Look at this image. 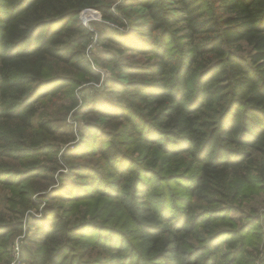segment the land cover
<instances>
[{
    "label": "trees",
    "instance_id": "1",
    "mask_svg": "<svg viewBox=\"0 0 264 264\" xmlns=\"http://www.w3.org/2000/svg\"><path fill=\"white\" fill-rule=\"evenodd\" d=\"M113 2L0 0V125L12 123L31 130L32 135L26 143L17 144L20 148L0 154L30 161L27 169L16 173L17 177L24 176L17 180L6 177L12 171L8 172L0 162V186L19 191L23 197L20 212L37 205L32 199L35 192L28 184L43 175H52L57 168L37 164L41 153H49L47 143L45 146L38 137L42 139L45 133L46 142L50 132L44 121L35 125V120L43 116L41 105L45 99H60L74 85L72 77L50 75L66 66L100 79L101 74L94 72L86 59L93 32L78 18L84 10L96 9L105 21L117 23L121 16L116 11L124 14L129 9L135 14L130 12L125 19L133 30L124 34L100 32L101 40L118 46L121 53L108 51L106 56L113 75L117 73L109 83L115 89L114 102H119L111 110L106 105L97 107L98 120L118 121V130L112 135L97 124L89 126L102 138L86 145L84 155L72 152L82 143L66 153V158L84 160L83 156H88L98 158L109 169L117 168L118 179L109 182L112 191L120 188L119 181L123 183L126 174L132 176L133 189L127 203L135 218L130 216L122 231L126 241L121 244L120 238L109 242L105 236L98 238L96 242L109 252L110 258L89 264H255L246 262V241L257 221L242 230L244 224L223 229L219 222L225 210L220 215L216 210L196 216L191 202L182 199L180 207L163 213L154 203L139 201L137 196H143L140 192L145 180L138 165L129 170L118 166L123 161L119 133L130 129L157 146L167 158L183 159L184 166L189 162L197 166L199 174L189 175L188 183L181 184L189 197L205 202L215 195L227 198L249 190L251 182L259 180L255 176L256 166L258 174L261 170L258 162H264V0H125L116 11L112 10ZM95 26L104 28L101 24ZM126 51L149 55L154 63L130 65L131 57L124 54ZM71 102L77 106L72 94ZM119 103L126 105L130 114L121 115L117 111ZM144 123L153 127L151 134L155 135L147 134ZM6 135L0 131L1 140ZM80 167H71V171H81ZM85 171L93 181L98 180L94 168ZM72 178L73 174L62 176L58 187H54V176L51 178V196H55L43 197L49 206L43 220L35 224L34 239L42 250L36 254L37 260L34 253L26 251L33 261L61 264L75 249L78 235L74 229L86 221H69L58 213L54 201L79 205L90 200V193L80 188L71 193L61 190ZM206 186L211 187L212 194L204 193ZM164 198L169 199L163 195ZM157 208L160 220L143 217L156 213ZM164 214L172 215L171 220ZM210 227L212 230L204 234ZM21 228L0 211V236H10ZM135 235L140 237V243ZM179 235L197 241L210 238L196 249Z\"/></svg>",
    "mask_w": 264,
    "mask_h": 264
},
{
    "label": "rangeland",
    "instance_id": "2",
    "mask_svg": "<svg viewBox=\"0 0 264 264\" xmlns=\"http://www.w3.org/2000/svg\"><path fill=\"white\" fill-rule=\"evenodd\" d=\"M112 10L116 11V7L120 3H124L125 0H112ZM121 16L120 22L113 23L105 21L102 14L96 9L84 10L78 20L91 32H93L92 40L86 50V59L91 64L90 67L97 74H101V78L95 80L94 77L86 76L85 74L75 72L71 68L66 66L59 67V72H53L50 76H68L73 78V87L67 89V94L63 95L60 99L52 100L47 98L42 102L41 113L43 116H38L35 120V125L40 121H44L50 134L47 135V141L45 142V133H42L43 142L49 151L43 152L38 157L37 164L39 166L53 167L57 169L52 175H43L40 178L31 181L28 184L29 189L35 193L32 195L33 202L37 205L32 209H27L23 213L20 205L22 204L23 197L16 189H7L0 186V211L8 218L15 221L16 224L21 225V231L11 234L10 236H0V264H42L38 259V254L42 248L35 242L36 221L43 220L45 217V208L49 206L48 201L43 199L44 196L53 198L51 192V186L53 181L51 178H55L57 184L54 187H58V181L62 176L73 174L71 183L62 187V191L80 188L85 192L90 193L91 197L88 202L82 204H70L68 201L58 202L54 200L57 206V211L61 216L69 218V221L74 220L76 224H80L83 221L86 223L79 225L74 230L78 235V242L75 244V249L63 258L61 264H89L92 261L101 262L110 258L109 252L102 249L99 242H96L98 238L107 237L109 240H118L123 244L126 235L122 231L126 230L129 222V217L133 220L135 215L133 213L132 206L128 205L127 199L131 195L133 189L132 176L130 174L125 175V181L121 183L119 181L120 188L115 191L109 186V182L117 180L118 171L117 168L109 169L108 166L98 158H88L83 156L84 160H77L76 158H66V153L81 143L83 146L75 149L74 154L84 155L86 152V145L92 144L93 139L97 140L102 138L100 134H97L95 130L90 129L89 126L98 125L102 131L114 135L119 127L118 121H99V108L101 105H106L107 110H111L116 107L119 102H114L115 89L109 82L114 81V75L111 70L112 65L108 63L106 56L108 51L112 53H121L118 46L109 43L107 40H101L100 32H112L113 34H124L133 30L130 23L126 22V14L130 12L135 14V11L127 9L124 14L116 11ZM90 13V14H89ZM88 14V15H87ZM93 14L94 16H91ZM87 18V19H86ZM124 20V21H123ZM126 22V23H125ZM101 24L104 28H98L95 25ZM125 24V25H124ZM181 26V25H180ZM179 26V27H180ZM119 31V32H114ZM114 36V35H113ZM150 38V37H147ZM110 46H107V45ZM248 50V49H247ZM131 57L128 62L131 64L151 65L154 63L149 55L142 56L137 52L132 53L126 51L124 53ZM134 66V65H132ZM71 90V94L77 99V106H74L71 102V94L68 91ZM120 104L117 109L121 115L130 114L128 107L124 104ZM148 126V135L151 134L152 128L149 123H144ZM0 131L7 134L4 139H0V154L3 152H11L20 148L17 144L26 143L29 137H31V130H24L19 126L12 123H6L0 125ZM146 134V136H147ZM120 150L122 152V160L119 161L118 166L125 168L126 170L135 169L137 165L142 178L145 180L142 184L143 196H137L139 201L147 200L152 202L155 206L159 207L163 213L173 210L176 207H180V200L187 199L191 202L192 212L194 215H204L207 212L212 214L217 210L218 215L223 210L226 214L222 217L220 227L235 228L244 224L241 228L244 229L247 224L251 222H258L253 229V233L249 234L247 238L248 255L247 263L255 262V264H264V162L259 161L260 174L256 166L255 176L259 180L252 181L249 186V190L239 195H230L227 198H221L218 195L213 196L209 201L201 200L199 197H189L182 185L187 184V177L197 176L199 174V168L193 167V163L189 162L184 166L185 160L179 158H173L172 160L164 156L162 150H159L157 146L151 144L148 140H142L140 136L130 129L119 133ZM148 137V136H147ZM162 135L159 136V139ZM87 141L85 142V140ZM152 140V139H149ZM45 148V149H46ZM43 149V150H45ZM11 150V151H10ZM46 154V155H45ZM0 162H3L8 168V172L12 171V175L6 177L13 178L15 180L22 179L24 176H16V173L27 169V165L30 161L19 160L18 157H3L0 156ZM57 162V163H56ZM81 164V165H80ZM29 166V165H28ZM81 171H71V167L76 169L81 168ZM92 167L96 170L99 178L93 181L88 177L86 168ZM142 168V169H141ZM19 169V170H17ZM143 175H146L144 177ZM49 180L41 178L46 177ZM185 178L176 179L171 181V177ZM170 180V181H169ZM193 180V179H192ZM156 184L154 185V183ZM182 182V183H179ZM182 184V185H181ZM123 186V188L121 187ZM125 186V187H124ZM166 186V187H165ZM85 187V188H84ZM96 187V189H94ZM84 188V189H83ZM130 188V190H129ZM211 187L206 186L204 188L205 194H212ZM78 190V189H77ZM40 191V192H39ZM47 191V192H45ZM43 192V193H42ZM72 191H70L71 193ZM136 193V191H133ZM145 193L148 195L144 196ZM73 194H77L73 192ZM85 194V193H84ZM111 194V195H109ZM168 196L169 199H162V196ZM81 196V195H80ZM78 197V196H76ZM116 197H120L119 200H115ZM158 198V199H157ZM13 204H11V203ZM176 202V205L174 204ZM160 214L158 208L156 213L144 214L143 217L149 220H160ZM164 217H169L171 220L172 215L164 214ZM255 220L253 221V219ZM68 220V219H66ZM212 227L204 230L206 234ZM184 241L189 242L194 247L202 248L204 242L209 240L210 236H205L201 241L193 240L179 235ZM136 241L141 242L140 237L135 235ZM128 244V243H127ZM170 244V241L166 243V247ZM128 246V245H125ZM27 252L34 253L36 260L33 261ZM64 252V249L60 253ZM66 254V253H65ZM45 254H42L43 256ZM257 259V261H256ZM35 262V263H34Z\"/></svg>",
    "mask_w": 264,
    "mask_h": 264
},
{
    "label": "bare ground",
    "instance_id": "3",
    "mask_svg": "<svg viewBox=\"0 0 264 264\" xmlns=\"http://www.w3.org/2000/svg\"><path fill=\"white\" fill-rule=\"evenodd\" d=\"M90 14V13H89ZM88 15V14H87ZM91 16H94L93 14H91ZM87 19V18H86Z\"/></svg>",
    "mask_w": 264,
    "mask_h": 264
}]
</instances>
